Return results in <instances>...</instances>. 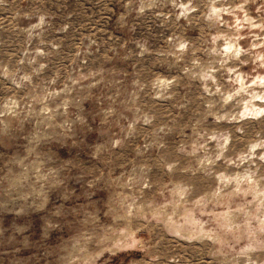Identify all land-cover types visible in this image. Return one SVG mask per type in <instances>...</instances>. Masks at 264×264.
<instances>
[{
  "label": "rangeland",
  "instance_id": "obj_1",
  "mask_svg": "<svg viewBox=\"0 0 264 264\" xmlns=\"http://www.w3.org/2000/svg\"><path fill=\"white\" fill-rule=\"evenodd\" d=\"M0 264H264V0H0Z\"/></svg>",
  "mask_w": 264,
  "mask_h": 264
}]
</instances>
